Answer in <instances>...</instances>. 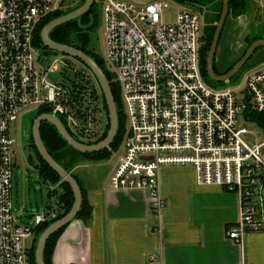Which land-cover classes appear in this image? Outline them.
<instances>
[{"label": "built area", "instance_id": "1", "mask_svg": "<svg viewBox=\"0 0 264 264\" xmlns=\"http://www.w3.org/2000/svg\"><path fill=\"white\" fill-rule=\"evenodd\" d=\"M65 1L0 0V264H31L26 241L37 226L57 217L50 209L29 224L16 222L11 124L45 107L82 143L93 144L104 132L93 76L69 57L47 55L34 45L38 25L65 9ZM173 1H102V57L120 87L126 118L110 187L148 192L158 216L165 206L161 169L192 167L199 184L238 197L239 220L226 236L241 243L247 233L264 232V139L256 125L242 126L247 115L264 119V63L242 75L244 88H235L238 82L210 85L200 65L203 14L198 5L177 3L174 22L166 23L163 14ZM52 74L60 79L51 80ZM66 74H78L84 85L79 110ZM259 127L264 130V122ZM49 185L51 191L58 187Z\"/></svg>", "mask_w": 264, "mask_h": 264}, {"label": "crops", "instance_id": "2", "mask_svg": "<svg viewBox=\"0 0 264 264\" xmlns=\"http://www.w3.org/2000/svg\"><path fill=\"white\" fill-rule=\"evenodd\" d=\"M243 51L222 52L215 69L227 71ZM119 157L74 159L79 161L71 172L92 212L88 222L78 219L65 229L53 264H264V232L247 233L241 243L226 236L240 216L236 195L199 184L192 167H163L159 193L165 206L155 216L148 192L111 189Z\"/></svg>", "mask_w": 264, "mask_h": 264}, {"label": "trees", "instance_id": "3", "mask_svg": "<svg viewBox=\"0 0 264 264\" xmlns=\"http://www.w3.org/2000/svg\"><path fill=\"white\" fill-rule=\"evenodd\" d=\"M84 1L85 0H81L75 6H68L65 9L57 10L56 12L51 14L49 17H47L45 20H43L36 29L34 45L38 48L43 49L46 52L50 51L45 46H43V43L41 40L42 29L52 20L59 18L63 15H66L68 13H71L74 10L78 9L79 7L83 5ZM101 1L102 0H95V4L93 8L88 13H86L84 16H82L81 18L77 20H73L71 22H68L66 24H63L57 27L51 32L50 37L52 40H54L57 43L66 44V45L81 49L82 51L90 55L97 62V64L103 69V71L105 72L107 76L108 81L110 82L112 93H113V96H114V99L117 105V109H118L119 129H118L117 137L112 143V145L110 146V148L102 152H99V153L87 154V153L76 151L75 149L71 148L64 141L60 133L57 131L55 126H53L52 124L43 122L40 128L41 137L43 139V142L46 148L50 152L51 156L60 165H62L69 173L73 175V177L76 179V181L79 183L81 187L83 201H82V206L77 216V219L82 220L84 222H88V220L90 219L92 208L88 201L86 190L83 188L78 178L71 172L73 167L79 161V160H74V159L75 158L89 159L87 161H105V160L110 159L111 154L114 151L119 150L123 142L124 135H125V129H126V118H125L124 110H123L120 87L117 83L114 82L113 76L107 70V67H106V64H105V61L102 55L99 53L97 47L94 46L95 38L93 39V32H95L97 29H99V27H101V14L99 11V8H101V5H102ZM174 1L180 4H184V5H191L195 3L202 4L204 0H174ZM207 1H213V0H207ZM214 1H219V0H214ZM246 3H247V0H230V9L232 13L233 14L241 13L246 8ZM219 16L217 18L218 20H219ZM215 28L216 27L214 24H212L209 27H206L205 33L203 35L204 43L200 50V65H201V71H202V75L204 79L210 85L217 87V86H224V84L223 83L218 84L216 82L211 81L208 77V72H207V57H208V53L210 51L212 41L214 38ZM260 39H263V37L257 36L254 38H249V43L247 45L246 50L243 52L242 56L246 53L248 48L255 41L260 40ZM250 66L251 64L247 63L246 66L243 68V71L246 70ZM231 68H229L227 71H229ZM215 72L219 75L221 74L216 69H215ZM236 76L239 77L240 75H236ZM66 78L69 81V87L72 88L73 93L75 92L78 93V95H74L78 99H75V104H73V106L74 108L79 110L78 108L82 106V103H81L82 98L80 97V95H81L82 90L84 89V85L82 81L80 80V77L78 76V74L76 75L66 74ZM98 101H99V104L102 105V109L106 111V115L108 116L107 106H106L103 96L101 97V99H98ZM48 113H51V110L45 107L37 110L34 116H32L27 136L29 137L28 142L30 143V147H32L34 154L38 160L37 168L39 170L40 176L44 179L46 183L51 184L53 186L58 185V187L54 191H51V190L49 191L50 198L55 200L54 205H51L49 209L56 211L57 217L54 220H51L47 223L39 225L35 228V233H34L35 238L33 239L32 245L30 246L29 251H28L31 264H36L35 253H36L37 243H38V239L40 235L54 222L58 221L59 219L67 215L72 209L73 204H74V195H73L71 187L65 182H63L62 179L58 176V174L55 173L49 167V165L40 156L36 146L33 143V136H32V130H31L33 122L37 117L44 115V114H48ZM60 119L65 125V127L67 128L68 132L74 137L73 133L69 130L65 120L62 117ZM108 130H109V123L107 120V124L105 126L102 136L95 143H98L104 140L107 136ZM66 228L67 227L56 232L48 240L46 247H45V251H44V258H45L46 264H53V255L55 252V248L57 246L59 238L62 236Z\"/></svg>", "mask_w": 264, "mask_h": 264}, {"label": "water", "instance_id": "4", "mask_svg": "<svg viewBox=\"0 0 264 264\" xmlns=\"http://www.w3.org/2000/svg\"><path fill=\"white\" fill-rule=\"evenodd\" d=\"M146 1H150V0H146ZM222 2H223L222 13L219 22L217 24V30L214 35L212 46L210 48L207 57V72H208V77L211 81L216 82L218 84L223 83L224 85H231L236 83V82L231 83V80L234 79L236 75H240L241 78L242 75L249 69H252L264 63V39L254 42L247 50V52L241 58H239V61L235 63V65H233L229 71L223 72L220 75L217 74L214 69L215 57L217 54L221 32L226 22L227 16L229 14V6H230L229 0H222ZM94 4H95V0H85L81 7H79L78 9L74 10L71 13H68L66 15H63L59 18L52 20L41 31V40L43 46H45L47 49L50 50L46 52L47 55L66 56L69 57L70 59H76L80 61L84 65V69H86L93 76L97 86L99 97L101 99V97L103 96L107 106L108 116L106 115V111L103 110L102 119L104 122L103 116L105 115L106 117L105 126L108 120L109 130L106 138L101 142L93 143V144H85L75 139L68 132L67 128L61 121L60 117L54 115L52 112L41 115L34 120L31 129L34 145L36 146L40 156L49 165V167L55 173L58 174V176L62 179L63 182H65L71 187L74 195V204L70 212L67 215H65L63 218L59 219L58 221L50 225L40 235L35 253L36 264H46L44 258V251L48 240L56 232L60 231L65 227H68L75 220H78L77 216L79 214L83 201L82 190L79 183L76 181V179L73 177L71 173H69L62 165H60L51 156L50 152L46 148L43 139L41 137V132H40L41 124L43 122L52 124L60 133L64 141L71 148L75 149L76 151L87 154L99 153L110 148V146L112 145L118 134V129H119L118 109L112 93L110 82L108 81L107 76L103 71V69L97 64V62L90 55H88L81 49L66 44L57 43L54 40H52L50 37V34L54 29H56L57 27L63 24L81 18L93 8ZM259 48L261 49L256 52V50ZM247 63H250L251 66L243 71V68L246 66ZM36 112L37 110L28 112L27 115L34 116ZM28 131H29V124L28 125L26 124L24 128V134L28 135Z\"/></svg>", "mask_w": 264, "mask_h": 264}, {"label": "rangeland", "instance_id": "5", "mask_svg": "<svg viewBox=\"0 0 264 264\" xmlns=\"http://www.w3.org/2000/svg\"><path fill=\"white\" fill-rule=\"evenodd\" d=\"M76 1L77 0H66L64 5L66 7L75 6L77 5ZM176 4L177 2L173 1L172 7L164 12V22H174L176 17ZM198 7L199 8L197 9H200L203 14L205 27H209L212 24L215 25L220 14L221 2L204 0L202 4L198 5ZM99 11L101 14V8H99ZM224 33L225 34L221 37L218 45L217 56L222 52L229 55V53H233L241 48L246 50L249 38L260 36L264 39V4H261L259 0H247L246 8L241 13H234L229 17ZM93 39L95 40L94 46H96L99 53L103 55L104 39L102 37L101 27L93 32ZM72 62L78 70L84 68V65L80 61L72 59ZM50 79L58 81L60 76L58 74H52ZM243 81L242 77L240 78V76H236L231 80V83L238 82L235 84V88L238 84H241L242 88H244ZM225 86L227 85L217 87ZM103 117L104 127H102V129H105L106 117L105 115ZM246 117H248L249 122L246 124L243 123L242 126L245 128H251L252 124L256 125L257 128L255 131L261 133L262 139H264V130L259 127L260 124H263L264 119L261 117V119L257 121L253 119L252 116L247 115ZM31 119L32 116L27 115L26 113L11 124V135L15 141L13 145L15 163L13 179V209L16 222L19 224L31 223L35 214L50 210L49 207L55 203V200L49 196L50 185L44 181L35 167L38 160L33 149L30 148V143L28 142L29 137L24 134L25 125H30ZM122 151L123 148L121 144L119 150L114 151L111 154L110 159H116L121 155ZM34 238L35 235L33 236V239ZM33 239L26 241L27 247L30 248Z\"/></svg>", "mask_w": 264, "mask_h": 264}, {"label": "flooded vegetation", "instance_id": "6", "mask_svg": "<svg viewBox=\"0 0 264 264\" xmlns=\"http://www.w3.org/2000/svg\"><path fill=\"white\" fill-rule=\"evenodd\" d=\"M220 2H221V10H220V16H221V13H222V8H223V2H222V0H219ZM230 1V0H229ZM200 3H195V4H191V6H197V5H199ZM233 13H232V11H231V9H230V6H229V14H228V16H227V19H226V22H225V24H224V26H223V29H222V32H221V36H220V40H221V37L225 34L224 33V31H225V29H226V25H227V23H228V19H229V17L232 15ZM220 16H219V19H220ZM218 22H219V20L216 22V24H215V32H214V35H215V33H216V30H217V24H218ZM205 30H206V27H205V25H204V27H203V35H204V33H205ZM214 39V38H213ZM220 40H219V42H220ZM260 40H262V39H260ZM258 41V40H257ZM213 42V41H212ZM256 42V41H255ZM219 45V44H218ZM212 46V45H211ZM250 48V47H249ZM248 48V49H249ZM261 48H259V49H257L256 50V52L258 51V50H260ZM247 52V51H246ZM216 56H217V54H216ZM216 58V57H215ZM239 61V60H238ZM237 61V62H238ZM236 62V63H237ZM215 65V64H214ZM33 143H34V140H33ZM30 148H32V147H30ZM37 165H38V163L37 164H35V167L37 168ZM38 170V169H37ZM38 172H39V170H38ZM40 174V173H39ZM35 233V232H34Z\"/></svg>", "mask_w": 264, "mask_h": 264}]
</instances>
